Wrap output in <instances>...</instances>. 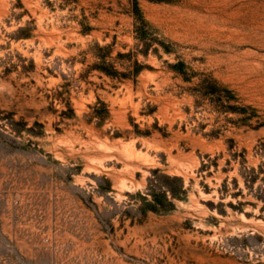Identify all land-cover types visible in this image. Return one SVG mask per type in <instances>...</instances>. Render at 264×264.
I'll return each instance as SVG.
<instances>
[{"label":"rangeland","instance_id":"rangeland-1","mask_svg":"<svg viewBox=\"0 0 264 264\" xmlns=\"http://www.w3.org/2000/svg\"><path fill=\"white\" fill-rule=\"evenodd\" d=\"M0 264H264V0H0Z\"/></svg>","mask_w":264,"mask_h":264}]
</instances>
